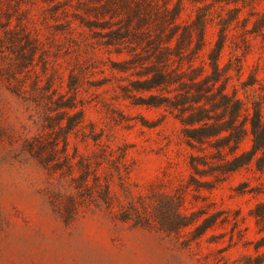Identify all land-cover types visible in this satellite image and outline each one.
<instances>
[{
	"label": "rangeland",
	"instance_id": "obj_1",
	"mask_svg": "<svg viewBox=\"0 0 264 264\" xmlns=\"http://www.w3.org/2000/svg\"><path fill=\"white\" fill-rule=\"evenodd\" d=\"M222 89L264 119V0H0V264H264V150L189 136Z\"/></svg>",
	"mask_w": 264,
	"mask_h": 264
},
{
	"label": "trees",
	"instance_id": "obj_2",
	"mask_svg": "<svg viewBox=\"0 0 264 264\" xmlns=\"http://www.w3.org/2000/svg\"><path fill=\"white\" fill-rule=\"evenodd\" d=\"M220 68L217 60L214 61V76H212V80L207 85V88L211 86V83L217 82L220 80ZM222 96V106L224 115H230V120H228L226 125L221 126L218 123H212L210 120L213 116L210 114L211 108H216L219 106V102L216 101L215 93L205 94L203 92L199 93L196 102H211V106L207 107L206 105L200 106L199 109L191 114L190 119L187 121L192 125L199 124L198 126H194L191 129V134L189 135L191 138L204 141L206 139H210L212 137H216V141L213 142L214 147L217 149L216 156L219 158H223V151L226 147H229L231 152L234 154L233 158L227 159L225 162L215 165V169L220 170L222 172L235 171L242 167L251 165L256 158L258 151L264 150V119L261 113V106L259 103L255 104L254 116L249 119L245 117L243 120H240V115L244 109V104L242 100L233 98L232 96L224 93V89L221 91ZM228 134H225V132ZM252 133L253 139V150L251 152H244L239 154V149L241 142L247 133ZM91 170V168H89ZM88 171L85 172L84 177L82 178V182H86L88 180ZM98 177V176H97ZM110 194L109 187L107 186L104 190L103 198L108 199ZM85 198H87L85 196ZM133 211L137 214L138 219L143 218V215L139 212L136 205L132 204ZM128 218L133 216V213L128 210L126 211ZM177 214L182 218H187V216L183 215L182 212L177 211ZM145 218V216H144ZM148 223H151L150 217H147ZM183 225L189 224L188 222L183 221ZM207 229L205 227L202 229L201 233Z\"/></svg>",
	"mask_w": 264,
	"mask_h": 264
}]
</instances>
